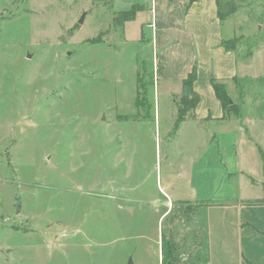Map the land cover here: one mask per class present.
Here are the masks:
<instances>
[{
	"label": "rangeland",
	"instance_id": "374dc122",
	"mask_svg": "<svg viewBox=\"0 0 264 264\" xmlns=\"http://www.w3.org/2000/svg\"><path fill=\"white\" fill-rule=\"evenodd\" d=\"M234 3L224 37L237 36L239 59L260 53L252 77L228 89L235 120L223 131L233 136L239 121L262 143L264 0ZM150 5L0 0V264H158L166 220L158 224L151 201L203 145L197 136L168 138L174 124L165 114L160 125L154 119L152 102L165 86L154 77L155 42L143 26ZM173 181L186 197L184 183ZM248 192L264 196V188Z\"/></svg>",
	"mask_w": 264,
	"mask_h": 264
},
{
	"label": "crops",
	"instance_id": "0c3cea01",
	"mask_svg": "<svg viewBox=\"0 0 264 264\" xmlns=\"http://www.w3.org/2000/svg\"><path fill=\"white\" fill-rule=\"evenodd\" d=\"M150 1L147 12L151 20L143 26L152 30L155 42L154 77L165 86L163 99H153L154 119L160 125L161 114H165L173 126L181 110L177 127L165 128L168 138L197 136L203 145L198 159L179 163L177 172L168 174L159 191L163 198L151 199L157 222L163 223L176 203L196 206L191 214L181 217L174 213L173 221L166 220V234L173 226L178 227L175 239L181 244V264H264V204L247 203L264 199L262 193L248 192L253 187L260 192L264 188V139H260L262 143L257 141L258 134L253 131L247 135L239 121L233 126V136H227L223 130L235 118L222 108L210 81L214 78L223 82L229 95L232 84L252 77L249 64L260 52L257 49L247 60L236 56V45L233 50L223 48L221 42L232 38L224 37L217 0ZM233 38L238 41L237 36ZM194 66L192 91L198 96L196 103L189 88L185 94L183 83ZM213 123L218 126L211 129ZM214 138L218 139L215 147L211 146ZM232 175L235 180H231ZM177 178L184 183L186 191L181 193L186 197L178 193L173 181ZM157 242L158 264H162L159 238Z\"/></svg>",
	"mask_w": 264,
	"mask_h": 264
},
{
	"label": "trees",
	"instance_id": "16d2710c",
	"mask_svg": "<svg viewBox=\"0 0 264 264\" xmlns=\"http://www.w3.org/2000/svg\"><path fill=\"white\" fill-rule=\"evenodd\" d=\"M189 3H192L195 0H188ZM135 9L136 6H134L132 9L124 11L122 13L123 19L129 20L132 19L135 15ZM138 9V6H137ZM236 11V5L234 3V0H217V16L220 21H222L227 16L232 15ZM236 38H232L230 40H223L221 42L223 48L225 50H233L236 42ZM196 78V68L195 66L191 70V72L188 74L187 78L184 79L183 83L184 86L189 88V92L191 95V98L193 99L194 103L198 100V96L196 93H193L192 91V84ZM211 85L213 87V90L215 92V95L217 99L220 101L222 108L224 110H227L229 107H233L231 104V100L229 98V95L226 90V86L223 82L216 80L214 78H211ZM188 98V97H186ZM182 118V112L179 111L178 117L176 118L174 122V129L177 127L178 122ZM248 204H264V199H256L253 201H248ZM196 206L185 204V203H176L171 208V214L168 215V217L165 220L173 221L174 219V213L180 214L181 217H184L186 214H191L195 211ZM17 209L19 210V203L17 204ZM164 220V221H165ZM178 227L173 226L170 230H168V233L165 232V227L163 226L161 228L160 233V254H161V263L162 264H181V244L177 239H175V234L178 232Z\"/></svg>",
	"mask_w": 264,
	"mask_h": 264
},
{
	"label": "water",
	"instance_id": "95a60500",
	"mask_svg": "<svg viewBox=\"0 0 264 264\" xmlns=\"http://www.w3.org/2000/svg\"><path fill=\"white\" fill-rule=\"evenodd\" d=\"M81 21H82V19L79 21L80 23H81ZM188 93V87L185 89V94H187ZM126 209L128 210V211H131V208L128 206V207H126ZM129 264H132L131 263V261L129 262Z\"/></svg>",
	"mask_w": 264,
	"mask_h": 264
},
{
	"label": "built area",
	"instance_id": "2783aa9c",
	"mask_svg": "<svg viewBox=\"0 0 264 264\" xmlns=\"http://www.w3.org/2000/svg\"><path fill=\"white\" fill-rule=\"evenodd\" d=\"M149 27L153 28L154 27V24L153 23H150L148 24Z\"/></svg>",
	"mask_w": 264,
	"mask_h": 264
}]
</instances>
